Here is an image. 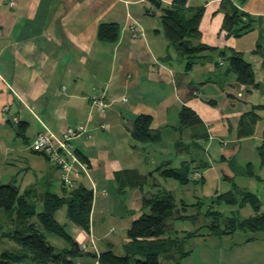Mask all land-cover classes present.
Here are the masks:
<instances>
[{
	"label": "crops",
	"instance_id": "0c3cea01",
	"mask_svg": "<svg viewBox=\"0 0 264 264\" xmlns=\"http://www.w3.org/2000/svg\"><path fill=\"white\" fill-rule=\"evenodd\" d=\"M172 1L0 0V184L17 176L21 191L31 187L41 207L45 190L57 193L53 183L60 186L59 172L42 153L30 151L28 144L40 132L57 134L66 127L82 124L85 132L74 139L73 148L90 163L89 177L79 173L75 179L81 182L87 178L94 192H98L96 186L104 183L124 186L127 171L137 177V184L142 181L139 176L146 177L148 169L165 181L168 178H163L158 170L161 166L179 167L182 162L194 160L192 165L203 167L200 179L183 184L175 181L187 186L200 183L205 189L203 196L212 200L225 192L236 194L235 189L257 194L247 186H238L234 177L240 174L248 183H264V165L259 166L257 150L264 130V91L238 83L231 72H226L220 83L209 79L224 73L226 64L215 69L212 61L186 70L184 61L177 54L173 56V48L167 46L157 30L161 8L170 6ZM187 5L204 7L200 40L243 54L253 65L256 81L263 82L264 0H187ZM233 8L249 14L254 21L242 34L226 36L221 24L224 14ZM102 23L118 25L116 41L97 38ZM131 23L141 27L142 35L133 36ZM213 56L214 60L219 57ZM97 93L108 103L102 114L91 102V96ZM182 107L194 111L192 123L180 124ZM140 113L150 114V128L159 131V139L151 143L163 145L164 137L174 142L173 131L183 130L186 145L182 143L185 148L177 149L182 159L153 157L147 166L148 146L130 135L132 119ZM18 123L27 124L22 136L17 133ZM101 124L107 128L99 129ZM153 154L159 156L161 151L155 149ZM249 165L251 175L244 173ZM147 181L139 188L140 204L143 196L154 194L158 188L171 191L162 180L156 181L159 187ZM222 181L230 184L225 191L219 187ZM100 188L99 193L105 196L106 187ZM104 202L106 211L110 200ZM189 206L186 214H195L188 213ZM143 211L147 210L140 206L132 213V220ZM57 213L56 220L69 225L68 233L81 248L84 244L94 254L106 250L95 245L93 223L86 232L67 219H58ZM237 231L243 232L242 236L224 242L226 245L221 239L212 240L232 237ZM237 231L207 235L209 247L216 252L221 250L218 263L264 264V232ZM128 241L125 236L117 254L125 253ZM105 244L107 249L113 248L111 241ZM1 246L0 253L7 245ZM62 246L59 249L70 247L67 241ZM208 251L204 255L212 256ZM74 264L99 263L94 255L79 254Z\"/></svg>",
	"mask_w": 264,
	"mask_h": 264
},
{
	"label": "trees",
	"instance_id": "16d2710c",
	"mask_svg": "<svg viewBox=\"0 0 264 264\" xmlns=\"http://www.w3.org/2000/svg\"><path fill=\"white\" fill-rule=\"evenodd\" d=\"M154 4L158 5L156 1ZM161 12L159 16L161 30L158 31L166 39L167 46L173 48L178 58L184 61L186 70H190L194 65H203L212 61H214L215 69L222 68L223 64H226L224 73L217 78L211 75L209 79L220 83L225 78L226 72H231L238 83L264 91V81H256L253 65L243 57V54L210 46L200 40L199 23L204 12L203 6L193 7L187 5V0H173L170 6L161 8ZM253 21L249 14L233 8L231 13L224 14L221 30L225 31L226 36H238L249 29ZM118 31L117 24L102 23L98 27L97 38L114 42L118 38ZM213 55L219 56L218 59L214 60ZM261 65L264 71V53ZM195 117L194 111L189 107H182L179 112L181 125L192 123ZM152 120L150 114L144 113L133 117L130 135L134 141L146 144L159 139V131H153L150 128ZM26 125V123H18L19 135H23ZM261 138V143L257 147L259 166L264 165V130ZM32 140L28 144V149L42 153L53 166L52 168L58 170L61 193L45 190L41 210H37L36 194L32 192L31 187L21 191L17 176L5 184H0V215L9 222L10 227L4 228L1 224V235L12 240L15 245L13 250H4L0 253V264H74L68 259L84 254L87 248L84 250L79 247V251L75 249L73 238L65 230L64 224L56 220L55 214L65 206L66 219L76 227L89 232L94 189L87 187L84 182L76 180L75 177H73L72 187H65L60 177V165L50 160L45 152L33 150L30 147ZM72 151L79 159L88 162L80 157L74 148ZM193 163L194 160L182 162L179 167L161 166L158 170L163 178L175 179L181 184L187 181H198L200 178L197 180L188 178L191 172L201 171L203 168L202 164L192 165ZM244 173L251 175L252 166L249 165L248 171L245 170ZM139 177L142 181L137 186L141 189L147 177ZM152 185L159 187L156 181ZM241 191L243 192L241 200H237L232 192H225L212 201L228 205L237 204L239 207L249 203L255 214L244 218L235 215L226 217L225 225L222 227L220 220L223 214L219 210L209 206L205 212L186 214L188 204L180 201L178 203L171 191L158 188L154 194L142 197L141 207L147 211H143L133 219L127 229L126 237L129 241L126 243L125 253L119 255L109 248L94 254V257L99 264H181L174 252L178 244L177 237L164 236L168 229L173 227L176 219L197 222L196 230L185 234L187 238L202 235L198 232L202 226L209 229L207 235L231 234L237 230L264 232V214L259 212L261 202L257 194L246 190ZM199 203L201 202L198 201L197 204ZM51 234L67 241L70 247L68 249L55 247L47 237ZM185 255L186 253H182V257ZM130 256L134 259L132 260Z\"/></svg>",
	"mask_w": 264,
	"mask_h": 264
},
{
	"label": "rangeland",
	"instance_id": "374dc122",
	"mask_svg": "<svg viewBox=\"0 0 264 264\" xmlns=\"http://www.w3.org/2000/svg\"><path fill=\"white\" fill-rule=\"evenodd\" d=\"M161 30V25L159 24V29ZM173 56H175V52L171 51ZM174 58V57H173ZM93 105V104H92ZM95 106V105H94ZM96 107V106H95ZM97 109V107H96ZM98 111V109H97ZM74 127V126H72ZM174 136V142H170L171 140H168L164 137V144L157 145L156 143H146L144 146H148V149L145 152L146 155V161L147 166H149V163L151 162V158L153 157H161L162 160H172L180 158L182 159L183 156H179V153L177 149H183L185 148V143L183 139V130L182 131H173ZM180 136V139H179ZM73 138L71 140V143L73 145L74 142ZM184 143L185 145H183ZM202 145H204V142H201ZM144 144V143H143ZM223 144H225V141H223ZM145 147V148H146ZM73 148V146H72ZM157 149V151H161V154L159 156H156L153 154L154 150ZM212 165V164H211ZM45 167V166H44ZM216 167H219L217 165ZM240 171V170H239ZM131 171L126 172V182L125 185L122 187H117V185H114L113 183H104L103 185L106 187V197L99 193L100 187L103 185H98L96 187L98 192H94V199H93V207L94 212L91 214L90 223H93V229H94V237L96 239V247L97 249H107L105 242L111 241L113 243L112 250L118 253V251L121 250L124 238L126 236L127 229L129 228L131 222H132V213L137 212L138 208L141 206L140 204V195H139V187L137 186L136 179L137 177L133 174H130ZM128 173V174H127ZM132 173V172H131ZM240 173V172H239ZM89 175V171H88ZM264 175V172H263ZM56 176V173H55ZM146 177L148 184L155 183V181H161L164 187H168L174 194L177 200L182 199L185 203H193L188 208V213H194L197 211L205 212L206 209L211 206L215 210H219L223 217L220 220V225L223 227L225 225V218L235 215L236 217H249V215L253 214L254 209L251 207L249 203H246L242 207L232 206L225 203H217L213 202L212 199L205 198L203 196L204 193V187L201 186L200 183H189L187 185H181L174 179L168 178L164 181V179H161L159 174H156L155 171L152 169H148L146 171ZM82 181L87 187H90L89 182L87 181V178H82ZM235 183H237L238 186L241 188L246 186L250 188V190H254L257 193V197L259 198L261 204L259 207V212L264 213V183L259 182L256 180H252L249 183L246 181V177L244 175L237 174L234 177ZM100 184V183H99ZM53 189L56 187L57 193H61L60 188L58 187L57 183H53ZM151 186V185H150ZM138 187V188H137ZM149 187V186H148ZM202 187V188H201ZM221 188V191H225L228 187H230L229 183H224L222 181V184L219 186ZM56 189L54 191H56ZM147 189V188H145ZM236 194H234L235 198L237 200H241L242 197V191L239 189L234 190ZM198 196L200 200H198ZM110 200L109 202V209L104 210L105 202ZM201 202L197 204L198 201ZM103 202V207H102ZM37 210H41V207L39 204L36 206ZM111 212V214H109ZM63 214H65V206L61 208V210L57 213V217L60 220H66V217H63ZM210 220V219H209ZM3 222L4 228H10L9 222H7L4 218L0 215V225ZM68 224H70L68 221H66ZM65 230L67 232H70L69 225L64 226ZM197 228V222L192 223L190 220H184V219H176L173 222V227L168 229L167 235L171 237H177L178 244L174 250L175 257L178 258L181 264H219L218 262H221V257H219L217 254L221 252V250H218L216 252V249L212 246L209 247V240H208V231L209 229L207 227H200L198 229V232L202 235H198L196 237L187 238L185 237V234L190 231H194ZM241 232V231H240ZM236 232L232 237L223 239L222 237L217 239H212L213 242L220 241L223 242V245H226V243L229 240L235 241L237 238H240L243 234V232ZM104 236L100 239V237ZM99 237V238H98ZM48 240L57 248L63 247L62 245L66 244V241L64 239L51 234L48 235ZM1 245H7L5 250L11 251L13 250V247L15 246L12 240L7 238L6 236L0 239V246ZM214 245V244H213ZM2 247V246H1ZM80 247V246H79ZM212 247V248H211ZM81 248V247H80ZM209 250V251H208ZM90 251V250H86ZM208 251L209 254L212 256H205L204 252ZM188 252V254H187ZM182 253H186L184 257H182ZM121 255V254H119ZM182 257V258H181ZM130 258L133 260L134 257L130 256Z\"/></svg>",
	"mask_w": 264,
	"mask_h": 264
},
{
	"label": "built area",
	"instance_id": "2783aa9c",
	"mask_svg": "<svg viewBox=\"0 0 264 264\" xmlns=\"http://www.w3.org/2000/svg\"><path fill=\"white\" fill-rule=\"evenodd\" d=\"M130 28L133 30V36L137 37L142 35V29L138 24L131 23ZM126 100V98H122ZM91 102L98 109L99 113H104L108 103L104 101L103 96L93 94ZM107 128L106 124H101L99 129L104 130ZM85 132V126L82 124L75 125L74 127H66L63 131L55 134L49 130L38 133L30 143L33 150L45 152L49 159L56 162L61 167L60 177L65 187H72L75 176L79 173L89 177L88 170L90 163L79 159L72 151L71 140L80 136ZM201 177L200 170H194L188 176L191 180H197ZM94 189V186L92 187ZM105 191V190H103ZM86 245H82L85 250Z\"/></svg>",
	"mask_w": 264,
	"mask_h": 264
},
{
	"label": "water",
	"instance_id": "95a60500",
	"mask_svg": "<svg viewBox=\"0 0 264 264\" xmlns=\"http://www.w3.org/2000/svg\"><path fill=\"white\" fill-rule=\"evenodd\" d=\"M74 245H75V249L79 251L80 250L79 245L76 242L74 243ZM84 254L87 256H93L94 255V253L91 251H85ZM68 261L75 262L76 257L69 258Z\"/></svg>",
	"mask_w": 264,
	"mask_h": 264
}]
</instances>
